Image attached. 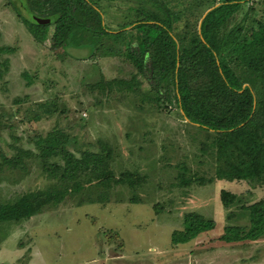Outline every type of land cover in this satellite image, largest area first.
Returning a JSON list of instances; mask_svg holds the SVG:
<instances>
[{
	"label": "rangeland",
	"instance_id": "rangeland-1",
	"mask_svg": "<svg viewBox=\"0 0 264 264\" xmlns=\"http://www.w3.org/2000/svg\"><path fill=\"white\" fill-rule=\"evenodd\" d=\"M257 1L260 17L263 5ZM106 5L102 10L110 28L128 21L122 14L125 5L122 10ZM19 13L34 22L25 10ZM242 17L237 15L233 24ZM48 26L46 41L37 42L13 4L0 0V47L14 50L0 55L1 61H9L0 77V155L11 157L17 148L37 153L35 141L59 128L76 139L73 147L99 149L101 143L109 144L114 173H138L141 184L134 191L112 188L109 202L103 204L84 200V191L25 222L0 227V264H264V237L239 243L221 240L226 226L247 225L241 206L264 201V184L218 179L180 184L184 166L187 177L215 176L213 157L201 150L206 135L174 107L142 105L131 93H103L96 86L102 77L132 80L143 90L149 86L123 58L66 47L68 20ZM52 100L58 105L54 114L30 119L37 104ZM12 170L5 167L0 174L3 202L53 182L38 160L28 161L25 172ZM223 190L236 194L238 203L225 208ZM133 196L139 204L131 202ZM188 213L213 220L216 226L189 243L174 245L172 233L184 229ZM230 213L236 214L234 219Z\"/></svg>",
	"mask_w": 264,
	"mask_h": 264
},
{
	"label": "trees",
	"instance_id": "trees-1",
	"mask_svg": "<svg viewBox=\"0 0 264 264\" xmlns=\"http://www.w3.org/2000/svg\"><path fill=\"white\" fill-rule=\"evenodd\" d=\"M8 1L37 42L46 41L49 26L21 16L20 9L31 16L49 17L52 24L68 20L71 28L66 47L123 58L149 86L143 90L132 80L106 81L102 77L96 86L103 93H131L142 105L162 110L174 107L188 124L206 135L201 150L213 157L215 176L187 177L189 170L184 166L180 184L216 179L264 184V0L260 17H256L257 0H23L21 7L17 0ZM103 4L119 10L125 5L122 14L128 21L110 28ZM239 14L243 17L233 24ZM13 53L10 47H0V55ZM8 65V59L0 60V77ZM37 107L39 111L30 116L35 121L54 114L58 105L52 100ZM73 143L75 138L55 128L35 141L37 153L17 148L11 157L0 155V174L5 167L25 172L28 161L38 160L53 181L46 189L24 193L12 201L0 200V227L25 222L84 191L88 193L84 200L103 204L109 202L112 188L134 191L141 184L138 173H114V151L109 144L81 149ZM221 201L228 209L239 199L223 190ZM131 202L140 203L136 196ZM241 209L247 225L226 226L222 241L239 243L264 237V201ZM215 226L213 220L188 213L184 229L172 233V243H189Z\"/></svg>",
	"mask_w": 264,
	"mask_h": 264
},
{
	"label": "water",
	"instance_id": "water-1",
	"mask_svg": "<svg viewBox=\"0 0 264 264\" xmlns=\"http://www.w3.org/2000/svg\"><path fill=\"white\" fill-rule=\"evenodd\" d=\"M213 8L209 9L203 16V18H205V16L208 14L209 11H211ZM34 20V23L40 26H47L51 23V19L49 17H39L36 15H32L31 16Z\"/></svg>",
	"mask_w": 264,
	"mask_h": 264
}]
</instances>
